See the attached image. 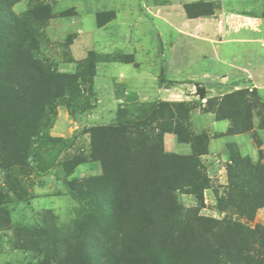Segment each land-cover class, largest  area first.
Returning <instances> with one entry per match:
<instances>
[{"label":"rangeland","instance_id":"rangeland-1","mask_svg":"<svg viewBox=\"0 0 264 264\" xmlns=\"http://www.w3.org/2000/svg\"><path fill=\"white\" fill-rule=\"evenodd\" d=\"M194 2H206L214 12L188 18L183 4ZM31 8L39 13L46 10L50 15L28 21L37 41L34 56L60 72L76 74L77 81L55 101L52 112L47 110L44 114L31 141L27 166L10 170L17 180V190L10 188L5 172L0 169V207L3 208L0 210V264H57L55 257H47L43 248L17 247L26 243L21 239L26 236L24 230L42 232L47 236H43V241L54 239L59 258L65 249L74 245L76 227L81 220L87 216L98 217L100 207L95 204L92 190L81 186L88 178L101 174L99 161L90 158V135L84 129L132 123L157 101H183L190 106L189 123L194 132L212 133L223 129L224 121L213 124L201 117L208 113L203 111L208 107L206 100L230 92L226 75L217 73L231 70L232 64H243L248 56L244 59L242 54L254 48L251 44L233 42H223L216 48L202 39L215 31H230L236 12L264 14V0H17L11 7L20 16ZM231 54L235 56L233 60ZM261 55L253 57L256 68L258 60H264V52ZM88 67H94L91 76ZM171 88L172 92L162 91ZM201 89L205 91L203 98L197 93ZM238 89H245L264 103L255 88ZM234 90L237 89L231 91ZM256 111L253 122L262 143V158L258 148H254L250 132L251 138L243 134L235 138L238 145L230 144L233 152L238 150L240 155L264 163V128H259ZM261 111L264 113V108ZM225 139L211 138L208 153L199 157L202 181L194 180V176L178 180L175 177L184 173L177 170L173 173L175 181L161 189L160 199L169 204L174 233L188 226L195 229L196 218L213 220L210 224L203 222L223 231L225 246L248 248V252L236 257L232 252V261L239 258L238 264H264V234L259 231L264 229V205L248 210L239 205L237 197L229 196L228 168L232 164L227 148H222ZM163 145L169 153H190L189 144L179 141L172 133L164 135ZM75 162L79 163L66 168ZM132 189L127 185L120 195L130 198ZM251 189L249 198L256 196L264 200V192L255 191V185ZM133 209L130 206L132 215ZM130 218L127 226L112 224L109 220L121 230L120 240L128 242L120 248L122 255L117 256L123 262L126 253L125 264L139 261L130 243L137 230L136 219ZM221 221L234 225L225 227L214 223ZM205 238H182L174 241L173 249L168 243L162 244L163 264H211L207 256L210 246ZM36 240L33 238V242ZM97 240L101 242L99 237ZM111 243L105 245L107 253L114 252ZM98 248L101 247L97 244L88 250L92 260H97Z\"/></svg>","mask_w":264,"mask_h":264},{"label":"trees","instance_id":"trees-1","mask_svg":"<svg viewBox=\"0 0 264 264\" xmlns=\"http://www.w3.org/2000/svg\"><path fill=\"white\" fill-rule=\"evenodd\" d=\"M16 1L0 0V169L5 172L10 188L17 190V180L10 170L27 166L31 141L41 126L44 114L47 110L52 112L55 101L77 81V75L60 72L34 56L37 41L28 21L49 18L50 15L46 10L39 13L32 8L24 16L17 15L11 9ZM183 10L188 18L208 16L214 12V8L206 2L185 3ZM88 68L89 75H93L94 67ZM197 93L200 98L205 96L204 89L197 90ZM206 102L208 107L204 112L213 113L215 120L229 122L226 131L215 136L250 132L261 159L262 143L256 136L253 117L257 110L259 128H264V113L261 111L264 103L245 89L226 92ZM191 110L183 101H157L132 123L84 129L90 135V158L99 161L101 174L88 178L81 186L92 190L95 204L100 207L98 217L87 216L81 220L76 227L74 245L65 249L59 258L56 241L52 238L43 241L45 234L37 230H24L26 236H21V239L26 243L17 247L28 249L33 245L37 249L43 248L47 257H55L57 264H125L126 253L123 262L117 256L122 255L120 248L128 242L120 240L121 230L112 226L109 220L112 224L127 226L131 217L136 219L137 230L130 243L134 246V257L139 258L138 262L131 264H163L162 244L168 243L173 249L176 245L174 241L189 236L195 240L207 237L204 240L210 246L207 256L211 264L240 263L239 258L231 260V253L236 257L248 252V248L229 249L225 246L223 231L203 222L210 224L213 220L196 218L195 229L188 226L174 233L169 204L160 199L161 189L167 188L175 178L188 180L194 176V180H203L198 159L208 153L211 136L206 131L194 132L190 129ZM165 133L175 134L179 141L189 143L190 153L178 155L165 151ZM226 146L232 164L228 168L229 196L237 197L239 205L246 206L248 210L263 206L264 200L249 197L253 190L251 185H255V191L264 192V163L254 162L248 155H240L238 150L233 152L230 143ZM77 163L66 168L70 169ZM177 170L184 174L174 178L173 173ZM127 185L133 188V193L130 198H123L121 189ZM130 206H134V215L130 213ZM0 210L3 208L0 207ZM214 223L225 227L234 225L227 221ZM259 231L264 234L263 228ZM97 236L101 239L100 243ZM33 238L37 240L33 242ZM110 241L114 252L107 253L105 245ZM97 244L101 247L97 249L98 258L92 260L88 250H93Z\"/></svg>","mask_w":264,"mask_h":264},{"label":"crops","instance_id":"crops-1","mask_svg":"<svg viewBox=\"0 0 264 264\" xmlns=\"http://www.w3.org/2000/svg\"><path fill=\"white\" fill-rule=\"evenodd\" d=\"M207 18V17H206ZM202 18V19H206ZM233 24H231L230 31H226V33H215L212 34H205L203 36V41L206 43L214 44L216 48H219V45L223 42H233V43H240V44H251L254 49L251 52L245 51L242 55L247 60L241 65L232 64L230 67L231 70H227L225 72H218L223 73L226 75V79L230 81L229 90L238 88H255V90L261 94L264 98V60H258V68L254 67L253 65L254 58L253 57H261V53L264 52V14L258 15L257 13L253 14H244L242 12H236L233 15ZM240 30H246L247 33H241ZM215 56H217L216 50L214 51ZM219 54V52H218ZM221 55V54H220ZM232 57L230 59H234V54H231ZM222 56V55H221ZM179 89V87H175ZM174 89H162L165 93L172 92ZM201 117H205L210 120L213 124L217 121H224L222 127L223 129L214 131L212 133L207 132L211 135V138H215L216 134L223 133L226 131L227 127L229 126V122L227 120H215L214 115L211 112L201 114ZM262 130V129H260ZM167 134V133H165ZM164 134V135H165ZM247 134L251 138V134L249 132L241 133V134H234V135H226V136H219L218 138H227L223 141V149H226V145L228 143H236L235 138L240 135ZM164 138V136H163ZM210 141V140H209ZM254 143V142H253ZM189 144V143H188ZM238 145V144H237ZM190 146V145H189ZM209 148V145H208ZM255 148V145H254ZM223 149H220L223 150ZM220 151H216L219 153ZM206 156V154H205Z\"/></svg>","mask_w":264,"mask_h":264}]
</instances>
